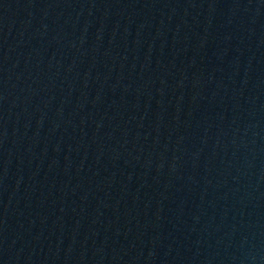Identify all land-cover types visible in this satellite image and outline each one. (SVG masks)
Returning a JSON list of instances; mask_svg holds the SVG:
<instances>
[{
	"label": "water",
	"instance_id": "water-1",
	"mask_svg": "<svg viewBox=\"0 0 264 264\" xmlns=\"http://www.w3.org/2000/svg\"><path fill=\"white\" fill-rule=\"evenodd\" d=\"M0 264H264V0H0Z\"/></svg>",
	"mask_w": 264,
	"mask_h": 264
}]
</instances>
